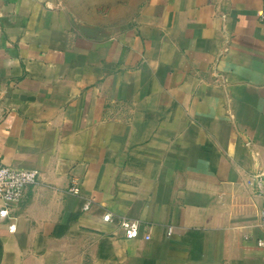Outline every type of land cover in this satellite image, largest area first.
<instances>
[{
    "label": "crops",
    "instance_id": "1",
    "mask_svg": "<svg viewBox=\"0 0 264 264\" xmlns=\"http://www.w3.org/2000/svg\"><path fill=\"white\" fill-rule=\"evenodd\" d=\"M262 9L0 0V161L40 173L0 264H264Z\"/></svg>",
    "mask_w": 264,
    "mask_h": 264
},
{
    "label": "built area",
    "instance_id": "2",
    "mask_svg": "<svg viewBox=\"0 0 264 264\" xmlns=\"http://www.w3.org/2000/svg\"><path fill=\"white\" fill-rule=\"evenodd\" d=\"M261 22L264 29V0L261 12ZM40 180V173L37 170L18 169L7 165L0 161V202L2 209L0 215L5 217L9 213V209L13 204L21 201L26 189L29 186L37 184ZM77 189L74 192L77 193ZM90 204H86L88 209ZM107 220H111V215L106 216ZM264 223V211L261 214ZM126 238H139L141 235L140 224L138 222L123 219L120 223ZM258 244L264 246V239L259 240Z\"/></svg>",
    "mask_w": 264,
    "mask_h": 264
},
{
    "label": "rangeland",
    "instance_id": "3",
    "mask_svg": "<svg viewBox=\"0 0 264 264\" xmlns=\"http://www.w3.org/2000/svg\"><path fill=\"white\" fill-rule=\"evenodd\" d=\"M73 5L74 12L79 16L92 17L99 14H110L117 16L124 24L131 15L135 5L138 6L141 0H68Z\"/></svg>",
    "mask_w": 264,
    "mask_h": 264
}]
</instances>
